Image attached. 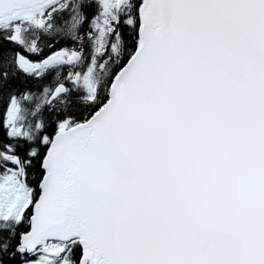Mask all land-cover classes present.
<instances>
[{"label": "snow or ice", "instance_id": "6c2138e0", "mask_svg": "<svg viewBox=\"0 0 264 264\" xmlns=\"http://www.w3.org/2000/svg\"><path fill=\"white\" fill-rule=\"evenodd\" d=\"M0 264H264V0H0Z\"/></svg>", "mask_w": 264, "mask_h": 264}]
</instances>
